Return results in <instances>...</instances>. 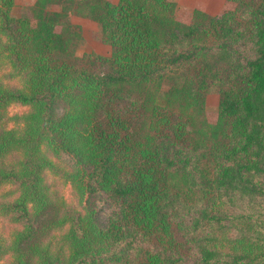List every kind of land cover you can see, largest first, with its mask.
I'll use <instances>...</instances> for the list:
<instances>
[{
  "label": "trees",
  "instance_id": "trees-1",
  "mask_svg": "<svg viewBox=\"0 0 264 264\" xmlns=\"http://www.w3.org/2000/svg\"><path fill=\"white\" fill-rule=\"evenodd\" d=\"M229 1L0 0V264H264V0Z\"/></svg>",
  "mask_w": 264,
  "mask_h": 264
},
{
  "label": "rangeland",
  "instance_id": "rangeland-1",
  "mask_svg": "<svg viewBox=\"0 0 264 264\" xmlns=\"http://www.w3.org/2000/svg\"><path fill=\"white\" fill-rule=\"evenodd\" d=\"M36 0H16V6L13 10L15 15H20L24 9L30 8L34 5ZM113 3H117L118 0H109ZM176 3V16L184 22L189 23L192 18L193 11L196 9L202 10L210 15H219L226 10L234 8V3L229 0H171ZM71 21L79 25L82 28L83 40L78 48L77 55L82 56L87 52H94L102 56H109L111 48L108 44L104 43L102 38V32L100 26L86 18L71 16ZM8 70H3L1 75L7 73ZM6 84L13 86L17 85L15 82L8 80L4 81ZM218 110V95L214 92H210L207 97L206 112L208 120L214 123L217 119ZM29 112V108L20 105H12L8 108V119L6 121V127L8 129H16L18 125L15 123L13 118L15 116H24ZM22 126V125H21ZM20 127V126H19ZM49 181L55 185V188L60 191L68 204L81 209L78 203V198L70 184H64L61 180L54 176H49ZM6 191L11 188L7 186L4 188ZM14 227L9 224L5 219L0 217V233L6 242H9L12 238V232ZM9 258H6L8 260ZM6 260L4 261L6 263Z\"/></svg>",
  "mask_w": 264,
  "mask_h": 264
}]
</instances>
